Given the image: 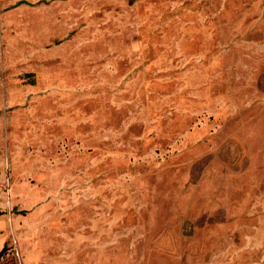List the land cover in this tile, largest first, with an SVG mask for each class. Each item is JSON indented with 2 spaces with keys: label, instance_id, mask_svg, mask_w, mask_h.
<instances>
[{
  "label": "rangeland",
  "instance_id": "1",
  "mask_svg": "<svg viewBox=\"0 0 264 264\" xmlns=\"http://www.w3.org/2000/svg\"><path fill=\"white\" fill-rule=\"evenodd\" d=\"M0 264H264V0H0Z\"/></svg>",
  "mask_w": 264,
  "mask_h": 264
},
{
  "label": "trees",
  "instance_id": "2",
  "mask_svg": "<svg viewBox=\"0 0 264 264\" xmlns=\"http://www.w3.org/2000/svg\"><path fill=\"white\" fill-rule=\"evenodd\" d=\"M3 249H4V246L0 249V253L2 252Z\"/></svg>",
  "mask_w": 264,
  "mask_h": 264
}]
</instances>
